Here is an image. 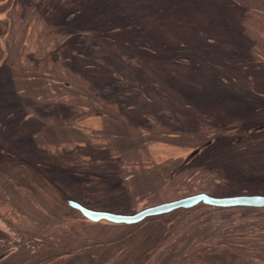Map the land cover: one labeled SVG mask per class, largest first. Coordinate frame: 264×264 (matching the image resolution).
Returning a JSON list of instances; mask_svg holds the SVG:
<instances>
[{
    "label": "rangeland",
    "instance_id": "1",
    "mask_svg": "<svg viewBox=\"0 0 264 264\" xmlns=\"http://www.w3.org/2000/svg\"><path fill=\"white\" fill-rule=\"evenodd\" d=\"M1 60L2 264H264V208L65 203L264 197V0H0Z\"/></svg>",
    "mask_w": 264,
    "mask_h": 264
},
{
    "label": "water",
    "instance_id": "2",
    "mask_svg": "<svg viewBox=\"0 0 264 264\" xmlns=\"http://www.w3.org/2000/svg\"><path fill=\"white\" fill-rule=\"evenodd\" d=\"M65 203L73 209L79 211L83 217L92 223L105 221L111 224L132 225L139 223L148 217L168 214L176 210L188 211L198 205H204L213 208H264V197L232 196L219 198L210 196L206 193H198L175 201L147 207L131 215L90 210L72 200H65Z\"/></svg>",
    "mask_w": 264,
    "mask_h": 264
},
{
    "label": "trees",
    "instance_id": "3",
    "mask_svg": "<svg viewBox=\"0 0 264 264\" xmlns=\"http://www.w3.org/2000/svg\"><path fill=\"white\" fill-rule=\"evenodd\" d=\"M252 130H253V132H258V133H260V128L259 127H256V128H252ZM263 130H264V128H263ZM258 133H256L257 135H258ZM197 152V150H195V152L194 153H196ZM193 153V154H194ZM80 174H84V172H79ZM90 174H92V173H90ZM78 179V178H77ZM77 179L76 180H73V181H77ZM105 182H106V179L105 178H102V177H100V176H96L95 178H93V180L92 181H90V180H88V181H84V182H80V183H77V184H80V185H82V184H91V185H96V186H102V184L104 185L105 184ZM114 191V190H113ZM221 197V196H220ZM220 210V209H219ZM223 210H225V209H221L220 211H223ZM248 210L249 211H252V209H250V208H248ZM154 217H156V216H154ZM158 217V216H157ZM158 219V218H157ZM145 221V220H144ZM105 222V221H104ZM90 223H92V222H90ZM93 224H95V223H93ZM243 239V238H242ZM241 238L239 239L240 240V242L242 243L243 242V240H242ZM263 240V238L261 239V241ZM219 241V240H218ZM226 243H228V242H220L219 243V246L221 245V247H225L226 249H230L231 251L232 250H234V249H232V247H230L229 245H227ZM218 245V244H217ZM183 246H184V244H183V241H181V242H178V241H176L175 243H174V241L172 242V247L170 246V251L168 252V255H166L165 256V258H164V261H163V264H169L170 263V261H172L173 260V258H177V257H179V256H183L184 255V253H185V248H183ZM190 255V254H189ZM197 254H196V252H192L191 253V256H196ZM225 256H223V257H219V259H210V260H212V261H214L215 260V262H212V261H210L208 258H202V257H200V262H202V263H204V262H206L207 264H237L236 262V258L233 256V254H230V252H226L225 251V254H224ZM188 257H190V256H188ZM191 258V257H190ZM191 260H193L192 258H191ZM248 261L246 260V259H244L242 262H241V264H248L247 263ZM250 263V262H249ZM191 264H194L193 262H191Z\"/></svg>",
    "mask_w": 264,
    "mask_h": 264
},
{
    "label": "flooded vegetation",
    "instance_id": "4",
    "mask_svg": "<svg viewBox=\"0 0 264 264\" xmlns=\"http://www.w3.org/2000/svg\"><path fill=\"white\" fill-rule=\"evenodd\" d=\"M1 63L3 64V62H2V60L0 61V65H1ZM9 64H11L10 62H9ZM71 200V199H70ZM72 201H74V202H76V203H78L79 205H81V206H83L81 203H79V202H77V201H75V200H72ZM66 207H68L69 209H71V210H74V211H77V210H75V209H73L72 207H70L69 205H67L66 204ZM83 207H85V206H83ZM86 208V207H85ZM88 209V208H87ZM77 212H79V211H77ZM80 213V212H79ZM81 214V213H80ZM124 215H126V214H124ZM82 216V215H81ZM83 217V216H82ZM84 219H86L85 217H83ZM146 219V218H145ZM87 220V219H86ZM88 221V220H87ZM90 222V221H89ZM142 222V221H141ZM140 223V222H139ZM137 224V223H136ZM132 225H134V224H132ZM0 235H2V236H5L6 238L8 237V235H7V233L4 231V229H2V226L0 225ZM0 237V244L1 245H7L8 247L7 248H4V249H0V264H2L3 262H7V261H9L10 259H12V258H14L15 257V255L19 252V251H17L16 252V250H14L13 248H12V243H10V242H8L7 241V239L6 238H3V237ZM9 243H10V245H9ZM11 246V247H10ZM69 256V257H68ZM79 257V255H76V253L75 254H71V253H67V254H65L64 256H62V257H58L57 259H55L54 261H58V260H63L65 263L64 264H66V263H68V262H70L71 260H73V259H76V258H78Z\"/></svg>",
    "mask_w": 264,
    "mask_h": 264
},
{
    "label": "bare ground",
    "instance_id": "5",
    "mask_svg": "<svg viewBox=\"0 0 264 264\" xmlns=\"http://www.w3.org/2000/svg\"><path fill=\"white\" fill-rule=\"evenodd\" d=\"M117 2H119V1H117ZM151 3H152V2H151ZM154 3H156V2H154ZM147 5L150 6V3H148ZM151 5H153V3H152ZM139 6H140V5H139ZM139 6H138V7H139ZM145 6H146V5H145ZM149 6H148V7H149ZM127 7H128V6H127ZM127 7H126V8H127ZM141 7H142V5H141ZM141 7H140V8H141ZM148 7H147V8H148ZM122 8H123V7H122ZM124 8H125V7H124ZM126 8H125V9H126ZM132 8H134V6H133ZM135 8H136V7H135ZM143 8H144V7H143ZM112 9H113V8H112ZM144 9H145V8H144ZM249 25H250V24H249ZM152 30H153V29H152ZM47 32H49V31H47ZM47 41H48V40H47ZM42 44H43V42H42ZM127 55H128V54H127ZM128 56H129V55H128ZM136 59H137V58H136ZM11 70H12V69H11ZM10 72H11V71H10ZM10 72H9V75H10ZM13 75H14V74H13ZM7 76H8V75H7ZM247 77H248V76H247ZM249 81H250V80H249ZM257 86H258V85H257ZM259 86H262V85L260 84ZM262 87H263V86H262ZM208 179H209V178H208ZM225 180H226V179H225ZM25 209H26V208H25ZM1 214H2V213H1ZM44 226H45V225H44ZM44 226H43V227H44ZM41 228H42V227H41ZM236 252H238V251H236ZM139 255H140V254H139Z\"/></svg>",
    "mask_w": 264,
    "mask_h": 264
}]
</instances>
